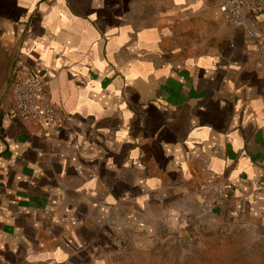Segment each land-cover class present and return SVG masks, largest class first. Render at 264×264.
<instances>
[{"label": "crops", "instance_id": "0c3cea01", "mask_svg": "<svg viewBox=\"0 0 264 264\" xmlns=\"http://www.w3.org/2000/svg\"><path fill=\"white\" fill-rule=\"evenodd\" d=\"M225 0H0V264H110L113 243L264 235V48ZM264 43V7L243 9ZM63 124L10 114V70ZM225 181L206 216L198 187Z\"/></svg>", "mask_w": 264, "mask_h": 264}, {"label": "rangeland", "instance_id": "374dc122", "mask_svg": "<svg viewBox=\"0 0 264 264\" xmlns=\"http://www.w3.org/2000/svg\"><path fill=\"white\" fill-rule=\"evenodd\" d=\"M224 237L198 234L187 240L128 236L113 243L110 264H264V235L226 228Z\"/></svg>", "mask_w": 264, "mask_h": 264}, {"label": "built area", "instance_id": "2783aa9c", "mask_svg": "<svg viewBox=\"0 0 264 264\" xmlns=\"http://www.w3.org/2000/svg\"><path fill=\"white\" fill-rule=\"evenodd\" d=\"M264 7V0H225L218 9L225 20L236 27L243 28L250 37L256 39L260 48L263 41L256 38L247 26L243 9L248 11ZM8 83L12 91L13 101L9 112L31 127L39 128L44 122L63 124L66 113L52 103L40 99L42 93L41 81L26 72L19 65H14L9 73ZM228 187L225 181H208L198 187L200 206L204 214L210 215L227 196Z\"/></svg>", "mask_w": 264, "mask_h": 264}]
</instances>
